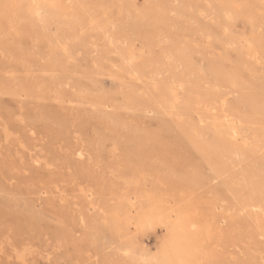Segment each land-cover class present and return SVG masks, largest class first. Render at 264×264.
<instances>
[{"label":"rangeland","instance_id":"rangeland-1","mask_svg":"<svg viewBox=\"0 0 264 264\" xmlns=\"http://www.w3.org/2000/svg\"><path fill=\"white\" fill-rule=\"evenodd\" d=\"M255 91L264 0H0V264H264Z\"/></svg>","mask_w":264,"mask_h":264},{"label":"bare ground","instance_id":"bare-ground-1","mask_svg":"<svg viewBox=\"0 0 264 264\" xmlns=\"http://www.w3.org/2000/svg\"><path fill=\"white\" fill-rule=\"evenodd\" d=\"M87 0H83V3L85 4V2H86ZM189 1H191V2H193V0H189ZM48 2V1H47ZM51 3V2H50ZM49 3V4H50ZM44 5H47L48 7H51L52 5H48V3L47 4H42V5H40V8H43V6ZM12 9V8H11ZM38 10H41V9H39V7H38ZM59 10H61V7H59ZM155 16H158L157 18H158V20H163V16L162 15H158V13L155 15ZM225 36V35H224ZM228 36V35H227ZM229 38V37H228ZM190 54H191V52L189 53V55H187V56H183V55H180V58L181 59H183V58H185L184 60H187V59H189L190 58ZM191 59H192V57H191ZM214 62V61H213ZM215 66V65H214ZM218 66V65H217ZM217 68V67H216ZM138 69H141V67L140 66H138ZM213 72H214V70H213ZM193 75V74H192ZM213 75H214V78H215V80H216V82L218 83V85L220 84V83H222V80H221V78L222 77H220V75L217 73V72H214L213 73ZM226 75H228V74H226ZM192 82H194V81H192ZM171 89V87H169V99H167V100H165L164 102H165V104H170V105H172V107L173 106H176L177 105V103H178V93H173L172 92V90H170ZM171 92V93H170ZM198 93H195L194 94V96L192 95V96H190L191 98H193V99H195L196 98V95H197ZM220 95L219 94H215V95H213V97L214 98H218ZM212 97V98H213ZM258 97H260L259 96V94L257 93V91H255L252 95H250L249 96V98H248V100H247V103L249 104V106L251 107V108H254V109H264V102H260L259 101V99H258ZM181 98V97H180ZM199 101V100H198ZM198 101H196V102H198ZM148 102H151V100H141V103L142 104H148ZM188 102H191V101H188ZM193 102V101H192ZM201 102V101H200ZM204 102V101H203ZM210 103V102H209ZM197 106V105H196ZM171 107V106H170ZM183 109H187L186 107L184 108L183 107ZM186 112V111H185ZM211 112V111H210ZM188 113V112H187ZM211 114V113H210ZM231 118V117H230ZM215 119V118H214ZM226 119V118H225ZM224 119V120H225ZM234 120V119H233ZM232 120V121H233ZM237 120V119H236ZM223 121V120H222ZM221 121V122H222ZM214 122V121H213ZM217 121L215 120V123H216ZM225 122H227V121H225ZM223 123V124H226V123ZM228 123H229V121H228ZM223 124H220V121H219V123L217 124L216 123V125H214V127H212L213 128V132L212 133H214V135L209 139V140H207V141H203V139H202V136H201V133H198L197 135H194V137H193V140H194V142L196 143V145L199 147V148H201V149H203V150H206L210 155H211V158H213V162H214V165H215V167L216 168H220V169H224L227 165H225V164H223L221 161H222V159L224 158V156H226V155H229V154H231L232 152H233V150H228V152H226L224 149H225V147L223 146V141L221 140V133H223V132H226L225 130H224V125ZM232 124V123H231ZM236 124H238V122L237 121H235L234 122V124L232 125V126H230L229 124V126L231 127V130H232V135L235 137V135L238 133V129H237V127H236ZM226 126V125H225ZM211 128V129H212ZM228 128V127H227ZM208 129V128H207ZM195 146V145H194ZM229 149V148H228ZM214 151H216L218 154V156H214V155H212V154H215V152ZM212 153V154H211ZM221 156V157H220ZM223 157V158H222ZM221 160V161H220ZM252 174V171L251 170H249V171H246V176H250ZM260 179H262V182L264 181V176H260L259 177ZM251 183H252V187H253V189L254 190H260V184H259V182L258 181H250ZM261 195H262V200L264 201V190H261ZM261 200V201H262ZM248 206V205H247ZM261 215H264V210H263V212H262V214Z\"/></svg>","mask_w":264,"mask_h":264}]
</instances>
